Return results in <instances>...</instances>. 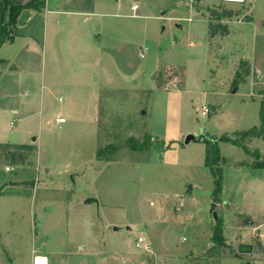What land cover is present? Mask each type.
<instances>
[{
	"label": "rangeland",
	"instance_id": "rangeland-1",
	"mask_svg": "<svg viewBox=\"0 0 264 264\" xmlns=\"http://www.w3.org/2000/svg\"><path fill=\"white\" fill-rule=\"evenodd\" d=\"M56 1L46 0L50 8ZM94 1L85 25L76 14L55 15L62 30H49L42 48L19 39L1 47L0 57L15 64L0 63V107L28 100L35 113L15 121L2 112L1 133L13 140L31 130L24 140H37L0 144V192L9 186L0 193V264H28L41 250L60 264H154L155 250L158 264H264L256 248L233 255L239 242L257 244L242 222L249 210L241 218L232 209L264 206L260 159L219 141L260 123L264 0ZM42 2L39 10L25 8L39 13L18 15L5 30L14 35L24 21L40 40ZM222 9L236 13L219 21L230 33L211 37L212 11ZM243 60L247 77L253 64L260 84L232 82ZM253 92L262 95L252 100ZM189 133L216 137L218 194L205 144L185 143ZM218 219L221 243L213 238ZM138 236L150 252L135 245Z\"/></svg>",
	"mask_w": 264,
	"mask_h": 264
},
{
	"label": "crops",
	"instance_id": "crops-1",
	"mask_svg": "<svg viewBox=\"0 0 264 264\" xmlns=\"http://www.w3.org/2000/svg\"><path fill=\"white\" fill-rule=\"evenodd\" d=\"M13 1V0H12ZM67 1H71V0H57L53 5H52V7L50 8L49 7V5H47V2H46V0H45V12H44V15H43V18H44V27H43V31L41 30V33H40V31H39V33H37V35L36 36H38V37H41V41L40 40H38L35 36H34V33L32 32V30H31V28H30V30H28V28H29V26L26 28V25H24L25 24V22L23 21V23L21 22L20 23V21H19V25L17 26L18 28H17V31H16V33L14 34V38H13V40H11V41H9V40H7V41H5L1 46H0V50H1V47L3 46V45H6V44H14V42L16 43V41L19 39V40H22V41H24V42H29L30 44H33V43H35V44H40L41 45V48L44 46V41H46L47 42V39H48V36H49V30H51V29H53L54 28V30H62V26H61V24L59 23L60 22V20H59V18H56V19H54L55 18V15H59V14H76L77 15V17H80V18H78V20H81V23L79 22V25H85L88 21H89V17H91V15H94V14H96V1H94V0H89V4H87L88 6H86L85 7V9H79V10H74V11H70V10H66V9H70V8H65V6L63 7V4L64 3H66ZM21 3H25L24 2V0H21L20 1ZM25 12H27V13H29L28 15L29 16H31V15H33V14H35V13H39V12H37V11H33V10H28V9H25V8H23L22 10H21V12L19 13V20H21V18H23V13H25ZM42 13V12H41ZM54 19V20H53ZM53 21H55V23H56V25H52L53 24ZM87 31H89V30H87ZM230 33V32H229ZM214 36H216V35H214ZM228 35H226V36H224L223 38H225V37H227ZM211 37H213V36H211ZM15 58V57H14ZM14 58H12V59H10V58H7V57H0V59H2L4 62H7L8 64H15V62H14ZM243 61H246V60H243ZM250 62V61H249ZM251 64V63H250ZM251 70L253 71V72H251V75L249 76V77H247V81L246 82H248V83H250V84H253V86H255V85H258V84H260V79L258 78V73L256 72V70H255V67L253 66V64H251ZM255 74V79L257 78V81H252V74ZM21 77V76H20ZM245 77V78H246ZM245 82V83H246ZM241 83V82H240ZM242 83H244V82H242ZM241 83V84H242ZM28 93V92H27ZM250 95H252V97H250L252 100L253 99H255V98H259V96H261L262 94H255L254 92L253 93H249V96ZM25 96H27L28 97V94H25ZM30 96V95H29ZM90 96V95H89ZM25 99V98H24ZM34 105V104H33ZM32 108L33 107H31V103H30V101H28V100H24V101H16L15 100V102L12 104V105H8V106H6V107H0V116H1V114H2V112H7V113H9L11 116H14L15 118H13V120H17L16 118L18 117V116H20L19 117V120H26V119H29L30 117H34L35 116V113H33L32 112ZM58 119V118H57ZM15 121L13 122V121H10L9 122V125L10 126H14V123H15ZM43 120H40V126H42L41 124L43 123L42 122ZM58 122V121H57ZM58 123H60V122H58ZM30 128V127H29ZM18 131V130H17ZM31 130H28V132H25L24 133V135L22 134V132H20V131H18V132H20V133H17L16 135H15V138H13V140H9L8 138H9V136H6V135H4V134H2L1 133V127H0V144L1 143H12V144H17V145H30L29 143L31 142V141H34L33 139H29V142L28 141H26V140H24L25 138V136L26 135H31L32 134V131L30 132ZM35 137V140H37V137L36 136H34ZM248 145H249V147H250V149L251 150H254V149H257L258 150V154H259V159H260V161L264 164V137L263 138H253V139H251L250 141H249V143H248ZM219 150H220V148H219ZM221 155V154H220ZM222 156V155H221ZM248 156V155H247ZM261 170H263L264 171V168H261ZM22 176V174L20 173V171H19V173L17 174V178L18 177H21ZM0 183H6L4 180H0ZM262 184V186L264 187V181L261 183ZM7 187H9L8 185H6V188ZM6 188H3V190H1V191H3V192H5L4 190L6 189ZM3 192H0L1 194L3 193ZM81 199H84L83 197L81 198ZM89 199V198H88ZM88 199L86 198L85 199V201H82V203H79V205L81 206V207H83V209H84V207H86V205L87 206H89V203L91 202V201H88ZM72 200L73 199H70V201L68 200V202L67 203H63V205L66 207V205H67V207L69 206L70 207V205H73V202H72ZM75 202H77V201H75ZM89 202V203H88ZM78 206V205H77ZM235 213H237V216H239V217H241L242 218V215H245L246 213H247V211L249 210V214L248 215H250V219H246L245 221H242L243 223H247L248 224V226L251 228V230H252V232L255 234V238H256V241H257V244H251V243H247V242H245V241H242V242H239V243H237V245H236V249H234V251L233 252H235L233 255H234V257H237V258H239L241 255H239L240 254V252H236L235 250H237V247H238V245L240 244V243H246V244H250L251 245V251L254 249V248H256L257 249V252H260V251H262V252H264V206L263 207H260V208H258V209H256V210H250V209H244V208H241L240 209V207H238L237 209H232ZM246 212V213H245ZM252 212H256V213H254V214H250V213H252ZM253 215V216H252ZM237 217H234V220H233V224H238V221L237 220H235ZM238 219V218H237ZM244 219V218H243ZM249 220V221H248ZM68 223V222H67ZM67 223H66V226H67ZM226 223V222H225ZM94 225V224H93ZM99 225V224H98ZM241 232V231H240ZM247 233H251L250 231H248ZM90 237L91 236H88V239H87V241H89L90 242ZM144 238V237H143ZM145 239V238H144ZM135 245H136V242H135ZM259 250V251H258ZM43 251V252H42ZM63 254H64V252H63ZM151 258H149V259H151L152 260V262L154 263V264H156L157 263V258H158V252H157V250H155V251H153V253H152V255L150 256ZM37 258H39V259H42V260H44L45 261V264H60L59 262H55V261H52V259L47 255V253L44 251V250H41V252H35V251H32L30 254H29V259H28V264H36V261H37ZM223 258V257H222ZM173 260H174V258H173ZM102 262L104 263L105 262V260H102ZM144 263V262H143ZM141 264V263H140ZM150 264H151V262H150ZM158 264V263H157Z\"/></svg>",
	"mask_w": 264,
	"mask_h": 264
},
{
	"label": "trees",
	"instance_id": "trees-1",
	"mask_svg": "<svg viewBox=\"0 0 264 264\" xmlns=\"http://www.w3.org/2000/svg\"><path fill=\"white\" fill-rule=\"evenodd\" d=\"M36 1V2H35ZM43 6L42 0H28L24 4L20 1L12 0H0V46L7 40L11 41L14 38V35L7 32L6 27L8 25L15 24L17 16L23 8H32L39 10ZM7 12V13H6ZM212 14H215L217 23H209L210 35H220L225 36L229 34L228 26L226 24H221L219 21L222 18L231 17L236 13L232 10L222 9L218 14L215 11H212ZM3 60L0 59V63ZM249 75V66L247 61H242L240 64V70L235 71L234 78L232 82L234 84L240 83L244 80L246 76ZM259 125H253L248 129L240 130L235 132L234 138H226L224 140L230 141L232 144L240 147L246 155L253 154L255 158L259 157L258 150H251L248 143L253 138H263L264 137V95L259 103ZM202 142L205 144V159L204 165L209 170L210 174L214 177V189L213 193L218 194L222 189V167L220 166V161L222 157L220 155V150L216 137L206 136L202 138ZM256 168H264V164L259 161L255 165ZM221 220L216 221V226L214 228L213 238L221 243L222 241V224Z\"/></svg>",
	"mask_w": 264,
	"mask_h": 264
},
{
	"label": "water",
	"instance_id": "water-1",
	"mask_svg": "<svg viewBox=\"0 0 264 264\" xmlns=\"http://www.w3.org/2000/svg\"><path fill=\"white\" fill-rule=\"evenodd\" d=\"M227 1H242V0H227ZM33 140H35V137H32ZM202 140L201 136L198 135H194L192 133L187 134L184 142L188 143L190 140ZM224 140V138H220L219 141ZM214 203H212L211 207H213ZM214 218H216V214L215 212H213ZM249 221V220H248ZM251 251V245L250 244H246V243H240L238 245V252L242 253V252H249Z\"/></svg>",
	"mask_w": 264,
	"mask_h": 264
},
{
	"label": "built area",
	"instance_id": "built-area-1",
	"mask_svg": "<svg viewBox=\"0 0 264 264\" xmlns=\"http://www.w3.org/2000/svg\"><path fill=\"white\" fill-rule=\"evenodd\" d=\"M131 9L136 11L138 9V5H136V4L132 5ZM202 113H203V115H206V113H207V108L206 107L202 108ZM57 121L60 122V123H63L65 121V118H62V117L58 118ZM136 246L137 247H143V249L145 251H147V252L151 251L150 243H147L142 236H138L137 237Z\"/></svg>",
	"mask_w": 264,
	"mask_h": 264
},
{
	"label": "bare ground",
	"instance_id": "bare-ground-1",
	"mask_svg": "<svg viewBox=\"0 0 264 264\" xmlns=\"http://www.w3.org/2000/svg\"><path fill=\"white\" fill-rule=\"evenodd\" d=\"M36 264H45V261L37 258Z\"/></svg>",
	"mask_w": 264,
	"mask_h": 264
}]
</instances>
